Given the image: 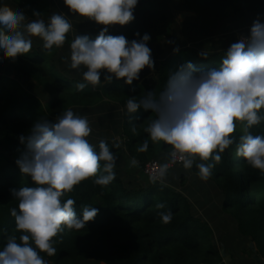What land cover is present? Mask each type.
Listing matches in <instances>:
<instances>
[{"label": "clouds", "instance_id": "9594fccd", "mask_svg": "<svg viewBox=\"0 0 264 264\" xmlns=\"http://www.w3.org/2000/svg\"><path fill=\"white\" fill-rule=\"evenodd\" d=\"M63 3L71 15L104 26L95 39L76 35L70 43L68 66L85 69L82 82L75 86L77 91L89 85L95 89L114 80L132 85L145 68L155 71L148 33L141 36L135 32L137 39L131 40L109 34L111 27L135 20L139 0ZM32 16L36 19L28 20L24 11L13 12L0 5V56L13 61L18 56H28L32 37L40 38L49 54L64 47L73 29L67 14L54 12L46 22L42 12L34 9ZM179 51V46L173 48L174 53ZM199 55L209 57L203 49ZM140 110L155 114L144 129L151 142H164L171 149L166 162L149 175L148 184L167 187L170 163H180L185 170L195 167L199 179L206 182L233 145L238 157L264 174V134L254 135L251 131L264 124V14H257L247 32L229 45L218 67L203 70L186 61L168 75L158 95L150 90L139 99L133 95L126 101L130 117ZM238 127L242 134L237 138ZM135 130L133 124L132 131ZM91 133L87 117L68 108L55 120H37L27 135L18 137L24 148L15 163L34 186L10 189L18 201L10 215L20 235L6 237L0 247V264H48L41 253L55 256L57 238L62 239V233L85 229L98 215L100 209L91 205L83 206L78 214L76 200L68 194L88 179L101 187L112 183L117 166V155L112 149H119L121 144L114 142L110 146L100 140L97 150L88 139ZM148 147L146 139L137 151L146 152ZM130 165L138 167L139 161L132 158ZM155 207L163 210L158 213L161 222L170 223L172 211L162 202Z\"/></svg>", "mask_w": 264, "mask_h": 264}, {"label": "trees", "instance_id": "16d2710c", "mask_svg": "<svg viewBox=\"0 0 264 264\" xmlns=\"http://www.w3.org/2000/svg\"><path fill=\"white\" fill-rule=\"evenodd\" d=\"M188 8L200 15L226 16L243 11L253 15L264 14V0H184ZM4 6H13L25 12L28 20L36 19L33 10L42 12L47 22L55 12L54 0H4ZM135 20L109 29V34L124 35L127 39L151 36L148 45L161 41L169 34L173 22L153 0H139L135 10ZM64 47L70 50V43L76 35H88L91 39L99 34L103 25L73 23ZM210 45V44H209ZM207 47L211 49V46ZM174 48L177 45H171ZM168 48L155 61V75L158 85L154 91L159 94L165 87L171 72L186 61L198 69L208 70L219 66L224 52H208V58L199 55L201 51L184 46L178 53ZM60 49H53L49 54L43 49V41L36 37L28 56H18L15 61L0 56V62L9 70L16 72V77L9 76V71L0 72V247L6 243V237L20 233L15 230L14 218L10 209L18 207L10 192L12 188L34 186L31 179L22 176L16 159L23 151V144L18 137L27 135L34 122L39 119L55 120L64 110L71 108H98L105 110L106 105L116 109L115 133L121 147L113 148L117 162L125 155L139 161V168L145 180L128 182L117 166L116 178L106 187H101L91 179L76 186L68 197L76 200L77 213L83 206L91 205L100 211L85 229L66 230L57 238L55 256L41 253L51 264H82L85 260L103 264H227L221 253V245L215 238L207 219L196 212L189 197L180 191L172 179H167V187L148 184V177L143 174V166L151 161L164 162L165 157L156 155V147L145 132L154 113L144 110L132 114L126 112V101L135 96L137 99L146 95L138 84H105L97 88L88 86L77 91L76 84L82 79L71 77L63 70L61 58L55 59ZM135 125V132L132 125ZM254 135L264 134V124L251 129ZM242 129L237 128V138ZM149 147L146 152L137 148L146 140ZM105 140L111 146L113 142ZM164 151L170 146L163 142ZM177 168V167H176ZM194 170L195 167H193ZM175 168L169 171L172 172ZM127 173V172H126ZM180 181L183 176L180 174ZM219 192L220 210L227 213L235 222L238 232L252 245L247 251L257 254L264 263V174L253 169L238 157L235 145L226 150L222 162L217 165L209 179ZM66 197V198H68ZM164 203L170 209L173 218L170 223H162L157 203ZM258 262L257 260H255Z\"/></svg>", "mask_w": 264, "mask_h": 264}, {"label": "rangeland", "instance_id": "374dc122", "mask_svg": "<svg viewBox=\"0 0 264 264\" xmlns=\"http://www.w3.org/2000/svg\"><path fill=\"white\" fill-rule=\"evenodd\" d=\"M173 22L172 28L168 35L161 41L148 45L152 49V57L154 61H158L164 54H168V48L171 45L179 46V49L188 46L195 51L205 50L210 52H224L231 43L236 42L239 34L247 32L253 19L256 18L251 12L243 11L240 13H231L226 16L200 15L188 8L184 0H153ZM56 5L55 12H63L68 15L71 23L79 25L95 24L94 21L84 19L78 15H71L68 8L64 5L63 0H54ZM4 0H0V5H4ZM13 12L17 9L8 6ZM36 37H32V40ZM174 41L169 44L167 41ZM211 46V49L207 47ZM173 51V48H170ZM62 60L65 71H68L71 77L83 78V71L71 69L70 50L66 47L58 50L55 59ZM66 60L68 61L66 63ZM9 71V76L16 77V72L9 70L0 62V72ZM103 80V74L101 76ZM76 114L86 116L92 127V133L88 137L90 143L96 144L99 139H106L111 142H119L120 139L115 133V120L117 118L115 107L106 105V109L98 108L75 109ZM115 121V122H114ZM169 151L160 157H166ZM130 158L126 155L117 162V167L128 175L134 170H141L139 167L130 165ZM180 174L183 179L180 181ZM168 179L173 180L174 186L185 193L194 207L198 215L204 217L210 223L216 242L221 245L224 250L223 257L227 264H264L261 261L256 262L253 256L247 251L248 244L237 230L236 222L225 212L220 210L221 196L215 185L211 181H202L197 175V170H185L182 165L169 173ZM51 264V263H48ZM82 264H103L96 261L85 260Z\"/></svg>", "mask_w": 264, "mask_h": 264}, {"label": "water", "instance_id": "95a60500", "mask_svg": "<svg viewBox=\"0 0 264 264\" xmlns=\"http://www.w3.org/2000/svg\"><path fill=\"white\" fill-rule=\"evenodd\" d=\"M112 83L124 84L122 80H119V81L114 80ZM133 84L140 85L144 89V91L147 93L150 90H152L154 92L157 85H158V82H157L155 75L153 74V70L145 68L144 70L141 71L140 79L133 81ZM250 247L252 248V245H250ZM221 253H222V255H224L223 249H221ZM253 258L257 261L263 262L257 254H254Z\"/></svg>", "mask_w": 264, "mask_h": 264}, {"label": "crops", "instance_id": "0c3cea01", "mask_svg": "<svg viewBox=\"0 0 264 264\" xmlns=\"http://www.w3.org/2000/svg\"><path fill=\"white\" fill-rule=\"evenodd\" d=\"M154 145L157 148L155 150L157 156H161L162 154L166 153V150L164 151V148H163V142H160L159 144H154ZM128 174H129L128 178L123 176L125 179H127L126 181L128 182H136V181L138 182L139 180H145V178L141 174V171L138 172L137 170H134L132 173L128 172Z\"/></svg>", "mask_w": 264, "mask_h": 264}, {"label": "built area", "instance_id": "2783aa9c", "mask_svg": "<svg viewBox=\"0 0 264 264\" xmlns=\"http://www.w3.org/2000/svg\"><path fill=\"white\" fill-rule=\"evenodd\" d=\"M167 160V158H166ZM166 160L164 162H166ZM163 163V162H159L158 160L154 159V160H151L149 162H147L143 168H142V171H143V174L146 175L147 177H149V175L151 174V172L158 168V166ZM181 164L180 163H175V164H172L170 163V170H172L173 168L175 167H178L180 166Z\"/></svg>", "mask_w": 264, "mask_h": 264}]
</instances>
